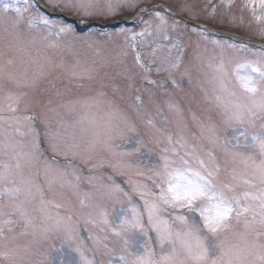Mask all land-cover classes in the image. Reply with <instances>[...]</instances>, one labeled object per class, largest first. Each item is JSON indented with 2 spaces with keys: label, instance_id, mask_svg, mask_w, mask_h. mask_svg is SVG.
Instances as JSON below:
<instances>
[{
  "label": "snow or ice",
  "instance_id": "snow-or-ice-1",
  "mask_svg": "<svg viewBox=\"0 0 264 264\" xmlns=\"http://www.w3.org/2000/svg\"><path fill=\"white\" fill-rule=\"evenodd\" d=\"M231 2L227 0L228 6ZM49 3L72 11L84 20L109 19L136 8V0H49ZM248 5L253 18L264 25V0H248ZM39 7L38 2L34 6L33 0H0V28L6 40V50H0V58L13 52H27L35 42L34 39L25 42L22 25L38 29L45 47L70 51L78 46L91 48L114 42L118 36H123L128 47L135 50L138 36L152 34L150 21L142 19L144 9L128 18L142 20L145 27L141 32L121 29L79 36L73 26L41 15L35 10ZM183 9L193 19L198 18L191 5L185 4ZM212 12L215 13V7ZM154 19L159 21L156 32L164 39H169V29L178 33L177 42L168 51L167 67L155 69L168 72L171 84L178 86L173 72L184 63L185 45L181 37L184 31H189L188 24L175 18L169 20L160 11L154 13ZM190 32L207 40L201 25L192 26ZM259 34L264 36V27ZM211 43L219 49L218 54L205 60L196 52L194 60L205 70L204 81L211 85L208 89L202 83L200 88L217 119L209 117L205 121L192 113L200 133L196 139L206 140L211 147L205 149L202 144L189 143L183 130L175 140L168 134L165 136L168 146L161 149L157 164H152L150 150L143 152L148 161L147 170L144 165H133L123 157L140 154L145 148L138 135L137 120L148 129L162 131L156 126L157 120L166 124L167 118L158 105L151 110L139 95L135 96L133 119L108 102L109 112L99 118L90 114L77 121L82 124L87 119L90 125L81 129L83 134L79 138L67 132L61 135L49 130L50 114L55 113L56 108L51 106V99H43L42 82L58 69L65 70L72 78L92 79L95 68H82L79 62L66 68L63 62L57 64L47 56L39 59L30 56L22 64L31 66V71L26 66L17 75L10 70L13 59L0 62V80L36 93L34 99H29L28 91L8 92L4 98L7 107L0 105V264H264V45L254 46L253 50L248 41L212 40ZM249 54L252 58H248ZM135 60L145 73L152 71L141 61L138 51ZM151 63L155 64V59ZM183 74L189 77L191 84V72L185 69ZM144 79L147 81L148 77ZM48 82L55 87L53 80ZM148 82L164 84L163 81ZM21 102L26 111L33 103L42 106L43 111L23 117L4 115L5 112L17 113ZM77 103L91 108L92 104L100 102L91 98V103L88 100ZM168 108L179 112L175 104L169 103ZM40 124L44 125V136L54 155H71L87 162L96 147L102 145L115 158L114 162H109V167L117 174L141 177L147 183L130 178L124 182L126 190L112 175L107 176L106 182L90 176L88 182L93 189L81 195L78 170L73 168L69 173L54 168L56 160L45 159L43 175L53 196L62 195L55 192L54 185L70 187L77 193L80 208L88 211H77L55 198L46 199L44 188L38 183L40 173L33 171L43 155ZM27 137L32 139L30 145L25 146ZM116 140L124 141L127 147L120 150ZM216 148L225 156L224 167L218 162ZM245 149L248 151H242ZM103 163L92 167H103ZM65 168H72V162H67ZM132 169L135 171H130ZM69 175L75 182L67 179ZM62 208L66 210L63 215L52 211ZM81 221L87 239L93 244L90 251L94 256H107L106 262L85 255ZM25 236L33 238L31 244L21 247L12 243ZM56 239L62 241L59 248L53 242ZM109 240L111 247L106 243ZM45 243L49 248L41 257L33 259Z\"/></svg>",
  "mask_w": 264,
  "mask_h": 264
},
{
  "label": "rangeland",
  "instance_id": "rangeland-1",
  "mask_svg": "<svg viewBox=\"0 0 264 264\" xmlns=\"http://www.w3.org/2000/svg\"><path fill=\"white\" fill-rule=\"evenodd\" d=\"M49 3V0H46ZM152 0H136V8L128 10L122 14H119L115 17H111L109 19H104L102 17H92L90 19L84 20V18L80 15H76L72 11L60 9L53 7L51 3L49 5L55 11L65 12L76 18L81 25H88L92 22L98 23H110L118 20L120 18L134 16L136 11L139 7L143 5V3H149ZM167 4V7L173 13L178 14L183 18H188L191 20H197L198 23H203L209 25L211 28H214L218 31H229L232 33L237 34L240 38L243 39H251L255 41H259L264 43V36H261L260 29L264 27V25L259 24L251 15L249 10L248 0H232L231 5L228 6L227 0L225 3H222L221 0H164ZM34 4V2H33ZM189 4L192 6V10L198 14V18L193 19L189 12L183 9V5ZM35 6V4H34ZM215 7V13L212 12V9ZM39 11L41 15H45L43 12L39 10V8L35 9ZM156 12V11H153ZM257 14H260V9L257 7ZM166 17V16H165ZM234 18V19H233ZM171 20V17L168 18ZM84 20V23L81 21ZM145 20L150 21L149 32L152 33L151 35H145L139 38V42L141 45V52L139 51L141 61L147 67L152 68V71L148 74L152 75L150 79L156 77H162L163 79V86L159 84H149L146 86L145 90V99L147 98L149 103H152L155 107L159 104L158 98L154 94V88L170 86L171 81L169 83H165L168 79V72L160 71L157 72L155 69L157 66L161 68L167 67V60L168 51L173 43H176V36L178 33L169 29L168 35L169 39H164L163 35L158 34L156 32V25L159 23L158 20L154 19V14L148 13L145 16ZM57 23L67 24L62 20H54ZM141 19L139 22L141 23ZM189 31H184L183 36L181 37L183 44L185 45V55H184V63L181 67L182 72H185V69H188L191 72L192 83H189V77L187 75L182 74L179 70H174L173 75L174 78L177 80V83L180 84V88L184 89L179 91L177 98H167L165 101L162 100L163 103L160 101V108L163 110V115L167 118V123L161 122L159 119L157 120V128L161 129V132H156L155 130H151L146 128L142 123L138 120L136 121L138 135L143 141L145 148L141 150L140 154L132 155L130 157H123L124 160L130 158V163L133 165L142 164L145 166L144 170L148 166V161L144 158L143 152L146 150H151L152 153V164L158 163V157L161 154V149L168 146L165 136L171 134L173 139L175 140L179 133L183 130V134L185 138L190 142H192L196 137H199V129L194 124L192 120V113H195L197 117L202 120L207 121L209 117H212L213 120L217 119L215 116L214 109L205 102L203 99V93L201 92L200 84L203 83L205 88L210 89L211 85L207 84L204 81L203 72L204 69L200 68L199 62L194 60V55L196 52H199L202 57L207 60L209 57L218 54L219 49H216L215 46L211 43L212 40H220V41H229L234 42L229 39L218 38L214 36H207V40L203 39L199 35L191 34L189 23ZM72 26V25H71ZM74 27V26H73ZM145 25L142 23L140 30L144 29ZM119 30H107L106 32H119ZM139 28H134L129 26L127 30L129 32H137ZM75 29V27H74ZM21 31L23 33V38L25 42L29 39H34L35 42L29 48L27 52H13L6 58H0V62H3V59H13L14 64L11 66V71L15 74L19 75L24 67H29V71H31V66L22 64L23 60L28 59V57H35V58H42L47 56L54 60L57 64L61 62L64 63L66 68H70V66L77 64L79 62V66L82 68H95L93 72L92 79H79V78H72L68 73L63 69H58L52 76L42 82L40 88L43 94V99L45 101L48 100L49 95H53L55 97L57 95V91H59V98L56 100H52L53 104L52 107L56 108V114L54 115V120L52 122L53 125H50V131H58L61 135H64L65 132L67 134L72 135L74 134L77 138H79L83 133L81 132L82 128H88L90 125L88 124V120L85 119L82 124H78L77 121L81 120L85 117H90V114H94L99 118L100 116L104 115L105 113L110 111V104L108 102H112V104L118 107L122 112L126 113L129 117L135 119L136 115V107L133 101V91L135 90V86L138 82L139 77L143 80L144 71L141 69V72H135L131 66L128 64V58L131 56L130 50L128 47L127 42L125 41L123 36H118L115 38L114 42L110 43H102L96 47H87V46H78L75 50H67V49H53L45 47L46 42L40 40V31L38 30L37 33L33 35H28L33 32L32 29H28L27 26L22 25ZM76 34L79 36H87L89 34H101L99 30L92 29L86 33L80 34L76 31ZM28 37H26V36ZM139 37V36H138ZM53 40L55 38H52ZM238 43V42H237ZM198 45V47H197ZM250 46V45H249ZM250 48H253L250 46ZM153 49L155 52L153 53ZM0 50H6V40H5V33L3 32L2 28H0ZM133 50V49H132ZM126 53V55L124 54ZM173 55L175 52L173 51ZM228 55H233L232 53H228ZM241 56L246 55L245 53H240ZM248 58H252L250 54ZM155 59L156 63L153 64L151 61ZM148 78L150 76H147ZM49 80H53L55 82V87H51L49 85ZM141 82V81H140ZM159 82V81H158ZM177 88L178 86L173 85L168 88ZM15 89V91H13ZM46 90V91H44ZM19 91H28L29 92V99H34L36 93L31 92L28 89H20L17 88L12 82L8 80H0V105H3L5 108L7 107V102L5 101V96L8 92H19ZM100 93H104L103 96ZM57 98V97H56ZM91 98H95L100 103L99 104H92L89 111H85L87 107L84 106L82 103H77V101H84L88 100L91 103ZM172 103L177 105L179 108V112L170 111L168 108V104ZM39 107L41 110L43 109L42 106L36 104H30L27 111L25 110L24 102H21L19 105L18 110H21L22 114H13L5 112V116L10 115H17L23 117L26 114L35 112V108ZM85 107V108H84ZM170 111V112H169ZM169 112V113H168ZM52 113V114H55ZM168 113V114H167ZM51 117V116H50ZM41 127V124L39 125ZM41 136L40 140H43L44 146L46 148V152L52 156L53 158H61L64 155H54L52 151L47 147L48 140L44 136L45 128L44 125L41 129H39ZM169 131V132H168ZM195 134V137L193 136ZM31 137L24 138L25 146L30 145ZM201 144H204L206 140H198ZM159 141V143L157 142ZM116 144L121 146L120 150H123L127 145L122 140H116ZM62 147V143H61ZM211 147L208 143L206 144L205 149ZM41 150H43V146L41 144ZM219 159L218 162L223 166L225 164V156L223 152L216 148ZM248 151V150H242ZM182 154V152H181ZM70 161H74L76 164H84L88 165L91 168L93 164H99L103 161L105 178L107 176L112 175L116 180L121 176H129L128 174L120 175L117 174L111 167H109V162H114L115 158L112 157L111 153L102 145H98L96 147L95 152L92 154L91 159L87 162L80 160L79 158H73L71 155L65 156ZM54 168L58 167L60 169H64L65 166H60L59 164L52 165ZM44 168V163L42 164V170ZM67 171L70 168H65ZM72 169V168H71ZM95 169V168H93ZM73 170V169H72ZM131 171V170H130ZM135 171V170H134ZM67 179L72 180L70 175ZM46 186L47 182L45 180ZM54 185L55 192L60 193L62 195L53 196V192L50 191V198H55L58 201L67 202L73 209L77 211H88V209H81L80 204L77 203L78 197L75 190L70 187H63ZM48 187V186H47ZM93 186L91 185L89 188H80V194L92 191ZM71 198L74 199V205L70 202ZM79 201V200H78ZM61 214H65V209H61ZM55 212V211H53ZM81 227H83V222L81 221ZM238 230L242 231V227L238 226ZM19 231V229H17ZM98 235L102 236V233H97ZM21 238V237H18ZM17 238V239H18ZM24 241H19L17 243V239L12 243L14 245H18L23 247L26 245L31 244L32 237L25 236ZM53 242H59V239L54 240ZM111 247L112 241H106ZM49 248L47 243L43 244L39 253L33 257V259L39 258L42 256V253ZM59 248V247H57ZM93 248V247H92ZM92 248H84V253L90 259L94 258L93 252L90 251ZM75 255V254H73ZM105 257V261H107L108 257Z\"/></svg>",
  "mask_w": 264,
  "mask_h": 264
}]
</instances>
